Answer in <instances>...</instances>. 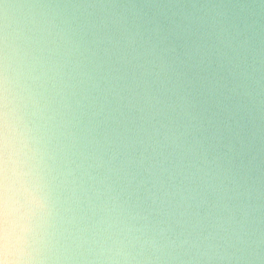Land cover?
I'll return each instance as SVG.
<instances>
[{
	"label": "clouds",
	"instance_id": "obj_1",
	"mask_svg": "<svg viewBox=\"0 0 264 264\" xmlns=\"http://www.w3.org/2000/svg\"><path fill=\"white\" fill-rule=\"evenodd\" d=\"M0 264H264V0H0Z\"/></svg>",
	"mask_w": 264,
	"mask_h": 264
}]
</instances>
